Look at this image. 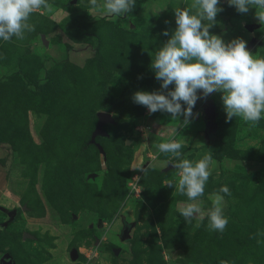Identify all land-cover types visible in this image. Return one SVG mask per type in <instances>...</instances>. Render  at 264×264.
Here are the masks:
<instances>
[{"label": "rangeland", "instance_id": "374dc122", "mask_svg": "<svg viewBox=\"0 0 264 264\" xmlns=\"http://www.w3.org/2000/svg\"><path fill=\"white\" fill-rule=\"evenodd\" d=\"M48 2L52 12H34L25 39H0V256L13 264H264V119L226 122L220 93L198 100L186 126L131 99L160 89L152 55L176 27L174 8L191 0H136L115 21L88 0ZM220 3L210 32L252 40L247 48L264 57L255 9ZM105 109L116 123L104 125L96 147L90 134ZM171 139L185 159L211 153L199 202L206 211L229 187L222 233L208 230L207 217L187 224L177 210L187 197L163 185L178 182V170L154 145ZM149 162L146 174L135 169Z\"/></svg>", "mask_w": 264, "mask_h": 264}, {"label": "clouds", "instance_id": "9594fccd", "mask_svg": "<svg viewBox=\"0 0 264 264\" xmlns=\"http://www.w3.org/2000/svg\"><path fill=\"white\" fill-rule=\"evenodd\" d=\"M88 2L92 10L111 16L114 21L131 13L136 5V0ZM226 2L240 14L254 8V19L264 26V0ZM41 8L49 13L53 10L48 0H0V39L5 42L13 37L25 39L26 33L35 30L30 23L31 15ZM162 9L166 7L152 14L158 15ZM222 11L220 0H191L189 7L174 8L176 27L171 34L167 29L163 31L168 39L156 49L150 63L160 89L135 91L133 103L145 107L149 115L161 112L169 114L172 120L183 117L182 125L186 126L194 116L198 100L220 93L226 122L239 117L255 127L264 119V57H254L243 39L225 42L210 32ZM154 146L159 153L174 158L166 166L178 170V182L168 180L163 185L187 197V202L177 205L180 216L187 224L197 221L196 227L207 217L208 230L222 233L228 224L224 207L225 195L231 196L229 187L223 185L213 194L212 206L206 211L199 202L214 167L211 153L191 161L182 157L183 144L175 139ZM153 167L149 162L146 167L141 164L135 169L146 174Z\"/></svg>", "mask_w": 264, "mask_h": 264}, {"label": "water", "instance_id": "95a60500", "mask_svg": "<svg viewBox=\"0 0 264 264\" xmlns=\"http://www.w3.org/2000/svg\"><path fill=\"white\" fill-rule=\"evenodd\" d=\"M73 1H75V0H73ZM251 41L248 42V44H247L248 46L251 45ZM212 108H213L212 104H211V102H209V104L203 109L204 114L207 118H210L213 116ZM115 123H116L115 118L109 112H104V111L98 112L96 114L95 125H94V127L91 131V134H90V142H92L96 147H98V144H96L94 142V138L98 135H105L106 134L105 130L103 129L105 124H115ZM127 237L128 236L126 234V227H123L122 231H121L120 238H121V240H124ZM0 262H1V264H13V260L11 259V256L7 252H4L1 254Z\"/></svg>", "mask_w": 264, "mask_h": 264}, {"label": "trees", "instance_id": "16d2710c", "mask_svg": "<svg viewBox=\"0 0 264 264\" xmlns=\"http://www.w3.org/2000/svg\"><path fill=\"white\" fill-rule=\"evenodd\" d=\"M103 111H104V112H108L106 109L103 110ZM98 112H102V111H98ZM98 112H96V114H97ZM11 211H12V210H11ZM13 211H15V209H14Z\"/></svg>", "mask_w": 264, "mask_h": 264}, {"label": "flooded vegetation", "instance_id": "af4514ba", "mask_svg": "<svg viewBox=\"0 0 264 264\" xmlns=\"http://www.w3.org/2000/svg\"><path fill=\"white\" fill-rule=\"evenodd\" d=\"M0 264H1V262H0Z\"/></svg>", "mask_w": 264, "mask_h": 264}]
</instances>
